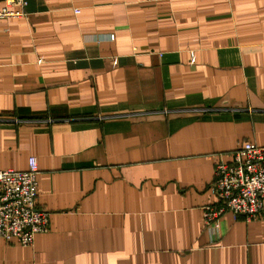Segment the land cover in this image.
I'll return each mask as SVG.
<instances>
[{
	"label": "crops",
	"instance_id": "1",
	"mask_svg": "<svg viewBox=\"0 0 264 264\" xmlns=\"http://www.w3.org/2000/svg\"><path fill=\"white\" fill-rule=\"evenodd\" d=\"M25 1L0 19V171L36 158L49 231L0 264H264V213H202L214 164L264 146V0Z\"/></svg>",
	"mask_w": 264,
	"mask_h": 264
},
{
	"label": "built area",
	"instance_id": "2",
	"mask_svg": "<svg viewBox=\"0 0 264 264\" xmlns=\"http://www.w3.org/2000/svg\"><path fill=\"white\" fill-rule=\"evenodd\" d=\"M26 5L25 0H0V19L24 17ZM232 157L214 164L209 189L217 201L202 208L204 227L215 232L227 213L245 222H256L264 213V146L244 143ZM38 174L35 157L25 171H0V239L5 242L31 247L37 234L49 231V214L37 205Z\"/></svg>",
	"mask_w": 264,
	"mask_h": 264
}]
</instances>
